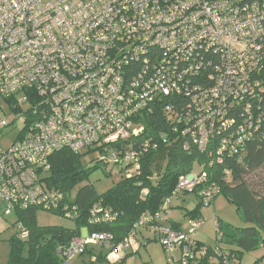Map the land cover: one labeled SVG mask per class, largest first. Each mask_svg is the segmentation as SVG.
<instances>
[{"label":"built area","instance_id":"2783aa9c","mask_svg":"<svg viewBox=\"0 0 264 264\" xmlns=\"http://www.w3.org/2000/svg\"><path fill=\"white\" fill-rule=\"evenodd\" d=\"M263 68L264 0H0V102L10 100L21 113L25 134L6 149L0 146V209L10 216L16 208H53L38 176L50 157L140 137L144 129L134 116L163 98L175 99L163 109L182 113L169 118L185 124L181 136L192 137L201 151L224 134L213 147L222 163L225 152L238 151L262 130L251 117L233 126L225 113L248 100L245 109L253 113L263 91L255 76ZM29 101L31 118L18 110ZM6 126L0 120V128ZM141 153L111 152L101 162L123 160L131 179L140 174ZM207 180V171H193L179 179L177 190L192 191ZM218 195L212 187L199 197L210 207ZM52 198L56 203L61 196ZM169 204L155 217L143 215L118 246L108 233L84 230L59 247L58 256L69 264L89 246H103L112 249L107 261L117 264L138 251L137 230L147 225L166 249L181 250L179 264L206 255L194 239L203 222L192 221L191 232L161 222ZM91 215L94 224L116 220L100 204Z\"/></svg>","mask_w":264,"mask_h":264},{"label":"trees","instance_id":"16d2710c","mask_svg":"<svg viewBox=\"0 0 264 264\" xmlns=\"http://www.w3.org/2000/svg\"><path fill=\"white\" fill-rule=\"evenodd\" d=\"M255 77L261 80L263 91L260 99L254 104L262 107L264 112V68ZM174 100L173 97L163 98L152 104L151 111L147 108L144 112L134 116L133 121L137 122L139 126H143V134L134 140L130 139L122 146L97 144L79 153L63 150L50 157L48 169L39 171L38 176L39 183H42L44 190L49 194L50 202L54 204V207L47 209L39 207L16 208L12 215L5 216L15 220L13 226L20 231L22 238L25 239L24 242H21V247L26 249V258H23V263L63 264V260L57 253L58 248L80 236L82 230L89 233H108L114 237V245L118 246L130 235L135 224L143 215L149 214L155 217L161 214V208L170 200L169 210L163 213L162 217L167 215L170 210L174 209L171 206L172 201L181 199V195L185 197L192 195L198 201L196 210L188 212L186 216H190L192 221H200L204 224L201 217V208L204 206L199 194L212 187L218 188L219 195L211 205L219 196L226 197L237 208L248 226L237 228L218 221L216 246L209 247L196 241L198 248L206 250V255H195L189 264H223L226 261L231 263L233 260L237 264H241L245 254L264 246V190H258L247 180L249 175L264 168V113H256L257 108L254 104L253 113H247L245 103H249V100L245 103H237L227 110L225 118L233 121V126H239L251 117L259 122L262 130L256 137L245 139L244 146L238 151L232 154L225 152L222 155V163H218L216 150H213V147L219 145L220 137L224 134L215 137L206 151L198 149L193 145L192 137L181 136V131L186 127L185 124L177 119L169 118L170 115L177 118L182 113H165L163 109L165 104H172ZM28 104L30 105V101L19 105L18 109L22 110L27 118L30 115H35L31 112V107ZM10 106H12L10 100L2 101L0 102V111L4 112L6 117L13 115V121L18 120L21 113H16L15 109L13 110ZM4 108L8 110L5 111ZM178 109L179 111L181 109L179 103ZM0 120L7 125L0 128V146L6 149L10 145L4 147L1 143L11 132L7 131L10 124L4 118H0ZM17 124L21 125L20 122ZM173 129H177V132L174 133ZM250 132H254V129H250ZM161 135L164 137H159ZM145 144H148L147 148H144ZM120 150L142 152L140 160L136 163L141 167L139 175L127 179L125 175L131 172L130 166L123 160H120L118 164L109 165L101 162V159L110 156L111 152L121 156ZM92 153L97 157L90 165L86 158ZM113 165L123 166L122 178L104 194H98L90 184L83 185L89 181L92 172L98 168L109 170V167ZM195 166H198L200 170L207 171V183L201 187H195L192 191L179 192L177 190L179 179L193 172ZM79 186L80 188H78ZM145 190L148 191L147 196L143 194ZM55 195L61 196L56 203L52 198ZM97 204L108 210L116 217V220L111 223H92L91 210ZM3 209V207L0 209V217H4ZM38 211L49 212L73 221L75 228H42L37 222ZM179 226L177 224L171 228L182 231ZM144 228L149 230L150 225ZM24 231L28 234L26 237H23ZM18 246L13 244V258L18 256L20 245ZM95 247H102L106 251L105 254L103 252L96 253ZM111 250H106L103 246H89L80 257L88 255L94 262L107 261L106 256ZM179 263L180 260L176 264Z\"/></svg>","mask_w":264,"mask_h":264},{"label":"rangeland","instance_id":"374dc122","mask_svg":"<svg viewBox=\"0 0 264 264\" xmlns=\"http://www.w3.org/2000/svg\"><path fill=\"white\" fill-rule=\"evenodd\" d=\"M5 109V108H4ZM8 109H5L7 111ZM4 112L0 111V118H4L10 126L7 131H11L9 136L3 139L2 146L8 147L11 145L18 137H24L25 134L21 133V125H18V120L14 119L11 115L6 117ZM16 121V123H15ZM13 130V131H12ZM97 156L93 153L87 156V161L91 165L94 163ZM122 168L121 165H113L109 167V170L105 168H98L96 171L92 172L89 176V181L85 182L83 185H92L98 194H104L106 191L114 187L122 178ZM111 170V172H110ZM200 168L198 166L194 167V172H199ZM247 180L251 184L255 185L258 190H264V168L257 171L247 177ZM82 185V186H83ZM80 188V186L78 187ZM181 199H175L172 201V208L169 213L161 218V222L169 227L180 225L183 232H191L192 219L186 214L190 211L196 210L198 206V201L193 198L192 195L185 197L180 196ZM215 215L218 220L222 223L237 227L244 228L247 227L246 224L237 208L224 196H219L213 205L210 207L201 208V217L203 218L204 224L197 230L194 237L197 238L201 243L209 246H216V227ZM38 225L42 228L45 227H63L67 229H74L75 223L66 218L57 216L55 214L38 211L37 213ZM15 220L13 218L0 217V264H26L23 263V258H26V249L21 247V242L25 239L22 238L20 231L13 226ZM148 228L141 227L137 230L136 240L138 245H140L139 250L129 251L123 261L117 264H176L182 257L181 250L179 248L170 251L166 249L161 242L158 240L156 235ZM82 234V233H81ZM13 244L16 246L20 245V250L18 251V256L16 258L12 257ZM262 246L260 249H262ZM19 248V246H18ZM94 251L96 253L106 251L102 247H95ZM260 251V250H259ZM263 251V250H261ZM254 254H245L242 263L248 264ZM70 264H112L108 261L94 262L90 256L77 257L71 261Z\"/></svg>","mask_w":264,"mask_h":264},{"label":"crops","instance_id":"0c3cea01","mask_svg":"<svg viewBox=\"0 0 264 264\" xmlns=\"http://www.w3.org/2000/svg\"><path fill=\"white\" fill-rule=\"evenodd\" d=\"M214 204V203H213ZM213 218L215 219V227H216V230H217V225H218V221H220V220H218V218L215 216V215H213ZM84 230H82L81 232H83ZM195 238V237H194ZM195 240L197 241V242H199V243H201L199 240H197V238H195ZM203 243H201V245H202ZM140 247V246H139ZM261 248V247H260ZM257 249L256 251H254V252H251V254H254L253 256H252V258H251V260H250V262L248 263V264H264V247L262 248V249ZM138 250H139V248H138ZM260 250V251H259ZM261 250H263V251H261ZM250 254V253H249ZM244 257V256H243ZM243 259V258H242ZM241 264H243L242 263V260H241Z\"/></svg>","mask_w":264,"mask_h":264}]
</instances>
